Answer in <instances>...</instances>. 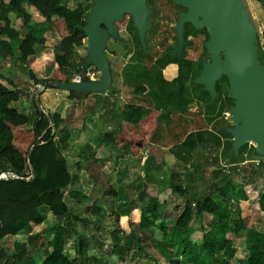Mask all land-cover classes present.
I'll return each mask as SVG.
<instances>
[{"label":"rangeland","instance_id":"obj_1","mask_svg":"<svg viewBox=\"0 0 264 264\" xmlns=\"http://www.w3.org/2000/svg\"><path fill=\"white\" fill-rule=\"evenodd\" d=\"M0 2L8 3L9 0ZM238 2L246 11L247 26L253 27L251 56L257 69H264L261 19L256 11H252L251 0ZM60 3L70 9L81 6L86 21L85 38L69 56L66 70L70 80L64 83L99 85L104 80L103 72L100 64H95L92 43L86 35L88 16L96 0H60ZM258 5L264 7V2H258ZM143 7L140 22L130 7H121L109 17L101 14L97 19L95 29L102 37L99 49L109 68L108 83L99 85L98 89L53 85L40 90L36 97L37 85L57 81L49 80L54 77L57 45L46 31L53 29L37 16L32 17L27 26L40 36L45 34L44 38H39L41 42L33 45L36 56L43 60L42 68L33 73L28 63L19 59L15 52L17 39L9 40L12 54L0 57V76L12 82L13 87H7L18 94L13 108L34 115L37 98L51 121L52 131L58 136L61 132H70L62 153L72 175V183L63 189L70 208L68 216L60 220L66 230L64 251L71 261L77 262L80 238L87 264H164L167 261L157 259L156 253L162 237L158 225L163 223L170 228L178 216L177 208L185 200L192 208L191 228L207 230L211 216H197L195 202L206 196L222 201L221 192L229 183L241 186L250 204L242 211L246 213L242 230L227 232L235 249L227 264H244L248 250L247 230L253 228L264 232V212L259 210L257 203L258 196L264 191V119L255 117L259 128L248 116L232 121L230 117L236 98L230 76L220 74L210 79L212 83L204 79L205 67L213 54L212 32L204 22L205 8L201 7V12L194 18L188 13L187 0H143ZM7 16L9 27L17 33L18 39L21 38L19 34L28 30L27 26H22V17L15 12H8ZM225 55L224 49L220 48L218 59L224 60ZM171 65L178 70L177 76L166 77V68ZM96 92L111 99L110 106L116 114L111 124L102 120V113L94 116L97 120L94 122L81 116L85 114L84 110H79L84 105L82 94L91 98ZM65 99L71 103H66ZM86 102V106L90 107L91 103L93 106L94 99ZM125 104L139 107L140 113L141 109L144 112L151 108L175 111L159 119L158 129L151 139L152 144L162 149V164L156 165L144 149L134 155L128 145L113 147L104 142L106 133H119L123 127L130 132L135 128L132 122L140 114L132 111V122H121L122 118L128 119V115L123 117L127 111ZM51 109L54 111L50 112ZM60 110L64 111V119L58 117ZM103 115L107 117L106 113ZM246 123L252 124V131L245 129ZM102 124L105 128L108 125L109 130L100 138V134L95 133L96 127H102ZM58 125L62 129H56ZM239 129L243 133L236 135ZM81 130H88L90 140L98 143L94 147L81 146ZM228 206L235 219V207L232 203ZM45 208L40 209L42 222L31 224L32 237L28 244L25 243L28 234L21 232L2 238L0 249L11 256L18 253L20 244L25 243L27 256L40 264L49 252L51 230L57 224V218ZM125 209L137 214L156 209L162 219L157 221L153 215L148 216L150 224L141 227L134 221L136 223L127 228L121 222V213ZM168 252L170 258L181 261L178 249L169 248Z\"/></svg>","mask_w":264,"mask_h":264},{"label":"trees","instance_id":"obj_2","mask_svg":"<svg viewBox=\"0 0 264 264\" xmlns=\"http://www.w3.org/2000/svg\"><path fill=\"white\" fill-rule=\"evenodd\" d=\"M83 11L81 6L67 8L61 5L60 0L0 2V57L12 54L9 40L17 39L15 52L19 59L28 63L32 72L42 68L43 64L38 61L33 49V45L41 42V39L32 33L18 39L17 33L9 27L7 13L15 12L21 16L23 24L37 16L61 38L53 62L54 77L49 80L68 82L70 77L66 69L69 56L73 48L80 46L85 38L83 27L86 21ZM174 72L175 67L168 66L166 77H171ZM7 85L13 87L12 82L0 76V174H13V177L0 179V240L5 236H16L23 232L28 234L25 241L28 244L32 237L31 224L38 225L42 222L40 209L46 207L57 218V224L51 230L53 234L49 242V252L40 264H87L80 238L77 262L71 261L64 251L66 230L60 220L68 216L70 208L65 201L63 189L72 183L67 159L62 154L66 148L64 142L68 134H55L49 125V117L37 108L34 115L14 109L12 104L18 100V94ZM171 112L175 111L167 108L161 111L149 109L136 120L135 128L130 132L123 127L119 133H106L103 140L113 147L128 145L134 155L144 149L146 154L153 158L154 163L160 165L163 163L162 149L152 144L151 139L158 129L159 119ZM37 139H40V144L33 146ZM221 196L222 201L206 196L195 202L197 216H211L212 222L207 230L203 227L199 230L191 228L192 208L187 201H182L177 208L175 223L170 228L163 223L158 225L162 237L156 246L157 259L160 257V260L167 261L164 264H227L228 259L235 253L234 243L228 238L227 232L242 230L246 216L242 211L243 208L250 207V204L241 186L228 183ZM230 203L236 210L235 219L232 218L228 206ZM257 203L259 210L264 212V191L258 196ZM147 211L137 214L125 209L121 213V222L127 228L136 222L144 227L150 224L147 218L152 215L155 220L161 221L162 216L156 209ZM150 211H153V214ZM73 232L78 235L75 230ZM245 242L248 250L244 264H264V232L248 229ZM25 243L20 244L18 253L11 256L0 249V264H36L35 260L25 253ZM169 248L178 249L181 261L168 256Z\"/></svg>","mask_w":264,"mask_h":264},{"label":"water","instance_id":"obj_3","mask_svg":"<svg viewBox=\"0 0 264 264\" xmlns=\"http://www.w3.org/2000/svg\"><path fill=\"white\" fill-rule=\"evenodd\" d=\"M187 4L191 5V10L189 12L191 17H193L192 14L196 5H207L205 16H207L214 24V31H211L212 39L214 37V45L220 46L221 49H224L226 54L225 59L220 66L204 73V77L207 73L206 78L204 79L207 80V82L209 81V83H212V78H215L220 74H225L224 71L231 69V76L235 83L233 91H238L248 104L245 118L247 116L251 118L252 124L259 128L260 125L257 123L255 117L264 119V114L262 113V116L260 114V116L258 114L253 115L252 106L255 105V108L257 107L259 111L264 112V108L261 103V101H264V83L261 81V76L257 71L256 61L251 56V41L248 38L247 28L241 22L239 10L233 6L230 0H187ZM121 7H130L135 12L137 20L139 22L141 21L144 10L143 0H101L95 3L93 10L88 16L89 23L86 28V35L92 43L95 58L101 66L104 78L99 85L108 83L109 68L101 57L99 42L102 40V37L99 36V33L95 29V23L101 14H105V16L109 17L115 14V12H117ZM241 7L243 8L245 21L246 11L242 5ZM211 45L213 46V43ZM53 85L64 86L70 89L82 88L95 90L100 88L99 85H95L93 83L66 84L61 81H55L54 83L46 82L35 87L36 97L38 96L40 90ZM35 104L37 109L42 110L37 98L35 99ZM252 124L246 123L245 128L250 127L251 130L249 131H252ZM38 144H40V139H37L33 146H37ZM7 177L8 173H4L3 176H0V179H5Z\"/></svg>","mask_w":264,"mask_h":264},{"label":"crops","instance_id":"obj_4","mask_svg":"<svg viewBox=\"0 0 264 264\" xmlns=\"http://www.w3.org/2000/svg\"><path fill=\"white\" fill-rule=\"evenodd\" d=\"M258 1V0H257ZM256 0H251V5H250V7H251V9H252V11L254 10V11H256L257 13H258V18H259V20L261 19V28L262 29H264V7H262V6H259L258 5V2H264V0H260V1H258L257 2ZM253 11V12H254ZM263 13V14H262ZM256 15V14H255ZM24 28L27 26V24H24V25H22ZM29 27V28H28ZM26 29H28L27 31H25L23 34H19V37H23L25 34H27V33H32L33 35H35L37 38H44V35H39L37 32H32L31 31V28H30V26H27V28ZM46 31V30H45ZM46 35H48L51 39H54L55 41H56V44H55V46L56 45H58V43L60 42V36L59 35H57V33H55V32H53V31H46ZM33 49H34V51H35V47L33 46ZM35 54H36V52H35ZM37 57V59H38V61L39 62H41L42 64H43V60H42V58H38V56H36ZM177 71L178 70H176L173 74H175L176 76H177ZM33 73H35V72H33ZM77 93V92H76ZM97 93V94H96ZM96 93H93L92 94V96H91V98H87V97H84V94H82V98H81V103L82 104H84L83 105V107L82 108H80L79 110L81 111V110H84V112H85V114H83V115H81L83 118H85V119H87L88 120V122H94V120L95 121H97L95 118H94V116H99V114L100 113H102V117H104L102 120L103 121H107L108 123H112L113 121H114V117L113 116H115L116 114L112 111V107L110 106L111 104H110V102H111V99H110V97L108 96V95H106V94H101V93H99V92H96ZM88 97H90V96H88ZM89 99H94V104H93V106H92V103H91V106L90 107H88V106H86V101L87 100H89ZM65 101H66V103L67 102H70V100L69 99H65ZM104 102H107V104H105ZM71 103V102H70ZM62 104H63V101H62ZM61 104V105H62ZM108 106V107H107ZM54 107V106H53ZM107 107V108H106ZM125 107L127 108V111L126 112H124L123 113V117H125V115H128V119H125V118H122V120H121V122L122 123H124V122H132V120L134 119V117L130 114L132 111L133 112H135V114H140L136 119H135V121L134 122H132V123H135L136 122V120H138L140 117H142L146 112H147V110H145L144 112H142V109H141V113H140V108L139 107H137V106H133V104H129V105H127V104H125ZM94 108V109H93ZM110 109H111V112H110ZM151 109H153V108H151ZM159 110V109H158ZM54 110H52L51 109V111L50 112H53ZM139 111V112H138ZM94 112V113H93ZM82 113V112H81ZM104 113H106L107 114V117H105L103 114ZM112 115H111V114ZM59 118H63L64 119V111H62V110H60L59 111V116H58ZM96 123V122H95ZM122 123H121V125H122ZM91 124V123H90ZM109 124V125H110ZM92 125L94 126V123H92ZM64 127V126H63ZM59 128H61L62 129V127H61V125H58V127L56 128V129H59ZM96 129H97V133H95V135L96 134H100L99 136H100V138H101V136L105 133V132H108V130H109V128H108V125H107V128H105V126L102 124V127H96ZM110 129H111V127H110ZM67 133H69L70 134V132H69V130H68V132ZM80 138H82L83 140H82V142H81V146H91V147H94V145H96V143H98V141H92V140H90L91 139V137L89 136V131L88 130H84V131H80ZM67 189V188H66ZM45 209H47V208H45ZM47 211V210H46Z\"/></svg>","mask_w":264,"mask_h":264},{"label":"bare ground","instance_id":"obj_5","mask_svg":"<svg viewBox=\"0 0 264 264\" xmlns=\"http://www.w3.org/2000/svg\"><path fill=\"white\" fill-rule=\"evenodd\" d=\"M101 0H96V2H99ZM231 3L233 4V6H235L239 12H240V19H241V22L243 23V25L247 28L248 30V38L249 40L251 41V38H252V34H253V27H247V24L245 25V21H244V13H243V8L241 7L240 3L238 2V0H230ZM188 6V13L190 12L191 10V5L190 4H187ZM207 6V5H206ZM206 6H201V5H196L195 9H194V12H193V17H197L198 14L201 12V7L205 8L207 10V7ZM204 22L206 23L207 25V28L210 29L211 31H214V24L213 22L208 19L207 16L204 15ZM212 43H213V46H212V59L209 61V63L207 64V66L205 67V72H208L210 70H213L215 69L217 66H220L222 63H223V60H219L218 59V51L220 49V46H215L214 45V37L212 39ZM211 43V44H212ZM250 44V42H249ZM95 64L98 65V62L95 61ZM259 75L261 76V81L264 83V69H257ZM224 73L228 76H230V83H231V88L232 90L235 88V83H234V80L232 79V76H231V69H228L226 71H224ZM207 74V73H206ZM206 74H205V77L206 78ZM235 98H236V106L234 107V111L232 112V115H231V120L232 121H238L240 117H243L245 119V113L247 112L246 111V108L248 106L247 102L242 98L241 94L238 92V91H235ZM262 103V106L264 108V101H261ZM262 113L264 114V112L262 111H259V109H257V107L255 108V105L252 106V114L253 115H256V114H260L262 116ZM259 115V116H260ZM247 129L248 131L251 130V128H245ZM243 132H241V130L239 129L237 131V134L236 135H241Z\"/></svg>","mask_w":264,"mask_h":264},{"label":"built area","instance_id":"obj_6","mask_svg":"<svg viewBox=\"0 0 264 264\" xmlns=\"http://www.w3.org/2000/svg\"><path fill=\"white\" fill-rule=\"evenodd\" d=\"M42 111V113H44L45 115H46V113L43 111V110H41ZM6 173H8V177L10 176V177H13V174H11V173H9V172H6ZM4 175V173H1L0 174V176H3ZM7 177V178H8ZM6 179V178H5Z\"/></svg>","mask_w":264,"mask_h":264}]
</instances>
